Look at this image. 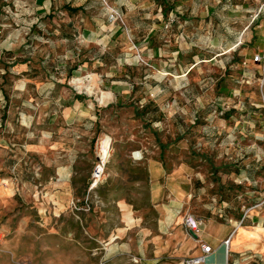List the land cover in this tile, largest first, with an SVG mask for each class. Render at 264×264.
I'll return each instance as SVG.
<instances>
[{
	"label": "rangeland",
	"instance_id": "obj_1",
	"mask_svg": "<svg viewBox=\"0 0 264 264\" xmlns=\"http://www.w3.org/2000/svg\"><path fill=\"white\" fill-rule=\"evenodd\" d=\"M46 1L0 6V264H184L188 212L224 241L257 231L238 228L251 241L228 264H264V0ZM163 204L184 242L159 228Z\"/></svg>",
	"mask_w": 264,
	"mask_h": 264
},
{
	"label": "crops",
	"instance_id": "obj_2",
	"mask_svg": "<svg viewBox=\"0 0 264 264\" xmlns=\"http://www.w3.org/2000/svg\"><path fill=\"white\" fill-rule=\"evenodd\" d=\"M5 1H7V0H0V6H4L5 5ZM37 1L42 2L44 7H45V5H47L49 3H50V7L52 5V3L50 1H48V2L46 0H37ZM66 6L73 7V4H69V2H67ZM41 7H43V6L41 5ZM45 11L46 10H44V12ZM72 113H73V110H69V111L65 112V115H64L65 116V118H64L65 122H63V123L66 125V128H69L70 126L74 125V122H72V120H74V118L70 119V116H71ZM61 121H63L62 118H61ZM85 122H86L85 119L81 122L82 127H84ZM58 125L55 128H60ZM35 145L37 147H40L37 144H35ZM67 146L68 145H64L63 143H61L60 140L52 142V147H53V149L56 150V152L61 150L62 152L65 153L66 157H68L67 158L68 161L66 163H64L65 165L60 167V171H59V167H58V171L56 172L57 175H58L57 181L58 182H62L61 186H63V188L58 190L57 193L54 194V196H53L54 198H56L57 206H64V207L66 206V204H68L69 200H71L75 196L74 195L75 191L72 188L71 180H70V177H69L71 174L68 172L69 168L71 167L72 161L70 160L71 159L70 158V155H71L70 153L71 152H70L69 147L67 148ZM153 167L154 168H152V169H154V170H152V173L154 171V178H155L158 175L159 168L155 167V166H153ZM13 195H14L13 194V190L11 188L9 189V188L5 187L4 190L2 189V191H0V202H4V201H7V200L11 199L12 198L11 196H13ZM123 205H126V204L125 203H121V208H122V211H124V217H125V213L127 212V210H129V211H131V210L128 208V205H126L127 206V210H124ZM57 211L58 212L60 211L59 207H57ZM176 212L177 211H172L170 209L169 205L163 204V210H162V218L163 219L160 220V223L158 224V226L161 229H169V230L172 229V236L173 237L176 236L179 242H184L185 232L183 230V227L181 226V221H182L181 218L182 217H180ZM131 213L133 215L132 211H131ZM133 217H134V215H133ZM125 222H126V219H125ZM135 222H136V219H135ZM29 224L30 223L28 222V220H24V221L20 222V228L21 229H26V228L29 227ZM41 225H43V224L41 223ZM127 225H129V224H127ZM238 225L239 224H237V222L233 224V226H235L237 231L231 238V243H230V248H229V252L228 253H227L226 247L224 245V239H222L221 235H217V234H214L213 232H209L207 230H203L202 229L203 225H202L201 232L198 235V238H199L198 240L199 241L197 240L198 243L195 244V245H197L198 249L195 251V256L194 257L199 256V255L202 254L201 244H200V241H201V242H204L206 244L211 245L214 248V250H215L212 254L207 256L206 261L203 264H208L207 262H209V261L211 262L210 264H228L230 252L233 253L234 255L238 254L243 247H239V248H236V247L239 246V245L247 247L245 245L249 244V242L251 241V240H246V239H243V238L239 239L238 235H237L238 232H239L238 228L239 229L240 228L244 229L246 231V234L257 232V231H254V230L249 231L243 225H242L243 227L242 226H238ZM51 227H52V229L54 231L53 233L58 234L57 227L53 226V225ZM4 228H6V226ZM256 228H258L260 230V226L256 227ZM125 229H127V227ZM71 234L72 233L70 231H68V235H71ZM114 235L116 237L115 239L119 238V236L116 235V233H114ZM114 235H112V237L110 238V241H113L112 238H114ZM200 235L202 236V238H200ZM1 239H2V241L5 240V239L2 238V231H0V241H1ZM259 242H257V243H259ZM8 243H9L8 241H3V244H2L3 249H6V250L9 249L8 246L10 244L8 245ZM253 243L254 244L256 243L255 240L252 242V244ZM232 246H233V248H232ZM184 264H186V263H184Z\"/></svg>",
	"mask_w": 264,
	"mask_h": 264
},
{
	"label": "built area",
	"instance_id": "obj_3",
	"mask_svg": "<svg viewBox=\"0 0 264 264\" xmlns=\"http://www.w3.org/2000/svg\"><path fill=\"white\" fill-rule=\"evenodd\" d=\"M263 13H264V3L261 4L260 7L257 8V10H255V12L252 15V20L253 21L258 20L260 18L261 14H263ZM242 39H243L242 36H240L239 37V44H241L243 42ZM138 153L139 152H134L133 157L137 158ZM106 163H107V160H105L101 156H99V160H98V162L94 168L93 174H92V179H93L92 187L93 188L97 187L99 185L100 181L103 179V175L105 174V170H106ZM183 224H184V226H185V228L189 234L199 235V233L201 232V227L203 225V221H202V219H200V218L196 217L195 215H193L192 213L188 212L184 216ZM230 243H231V236L226 241H224V245L226 247L227 253L229 252ZM200 244H201L202 254L199 256H196V257L188 258L185 262L186 264H203V263H205L207 256L212 254L215 251L214 248L209 244H206V243L201 242V241H200ZM19 264H28V262L26 260H21L19 262Z\"/></svg>",
	"mask_w": 264,
	"mask_h": 264
},
{
	"label": "bare ground",
	"instance_id": "obj_4",
	"mask_svg": "<svg viewBox=\"0 0 264 264\" xmlns=\"http://www.w3.org/2000/svg\"><path fill=\"white\" fill-rule=\"evenodd\" d=\"M103 144V150L105 151L104 152V155H103V158L104 159H107L108 158V156H109V154H108V152H107V149H109L108 148V146L106 145V144H104V142L102 143ZM239 226V225H238ZM237 226V227H238ZM241 226V225H240ZM263 230V232H264V228L262 229ZM236 231H237V229H236ZM236 231L231 235V238H232V236L236 233ZM240 236H242V235H240Z\"/></svg>",
	"mask_w": 264,
	"mask_h": 264
},
{
	"label": "trees",
	"instance_id": "obj_5",
	"mask_svg": "<svg viewBox=\"0 0 264 264\" xmlns=\"http://www.w3.org/2000/svg\"><path fill=\"white\" fill-rule=\"evenodd\" d=\"M69 9H71V10H73V11H76V10H78L79 8H69ZM168 14V10H164V15H167Z\"/></svg>",
	"mask_w": 264,
	"mask_h": 264
},
{
	"label": "water",
	"instance_id": "obj_6",
	"mask_svg": "<svg viewBox=\"0 0 264 264\" xmlns=\"http://www.w3.org/2000/svg\"><path fill=\"white\" fill-rule=\"evenodd\" d=\"M193 235H194L195 238H198V235H196V234H193Z\"/></svg>",
	"mask_w": 264,
	"mask_h": 264
}]
</instances>
